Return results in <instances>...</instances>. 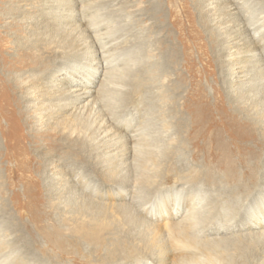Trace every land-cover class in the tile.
Masks as SVG:
<instances>
[{
	"label": "rangeland",
	"instance_id": "rangeland-1",
	"mask_svg": "<svg viewBox=\"0 0 264 264\" xmlns=\"http://www.w3.org/2000/svg\"><path fill=\"white\" fill-rule=\"evenodd\" d=\"M263 10L264 0H0V243L8 244L0 263L161 264L165 256L164 262L172 264L171 249L177 245L168 225L174 220L166 212L156 218L151 211L164 201L173 208L172 199L182 188L200 211V222L206 224L208 213L217 209V216L235 229L199 237L219 242L213 258L201 256L202 264H264V237L257 239L264 226L246 224L250 213L252 223L264 220V149L254 179L244 178L242 167L237 171L241 182L206 172L214 159L223 165L220 157L210 156L207 137L220 133L228 139L233 128L248 137H264L261 129L249 125H264V81L256 82L251 92H244L247 85L235 89L229 83V42L236 33L260 25ZM67 14L76 15V21L65 24ZM85 20L92 31H86ZM229 25L231 30L224 29ZM249 31L241 34L245 41ZM101 46L110 62L105 108L82 113L91 129L77 132L97 144L105 109L146 118L156 157L142 184L139 162L131 158L127 167L115 170L116 178L109 177L105 160L88 164L84 149L67 146L60 124L64 116L53 123L44 113L47 101L57 103L71 77L82 79L76 63L97 66L90 58ZM241 48L240 59L256 70L258 60L253 58L260 51L246 52L249 43ZM102 78L103 72L96 88ZM34 96L43 100L38 107L31 102ZM182 117L186 124L177 132L175 122ZM195 122L201 132L193 134ZM57 176L63 183L59 188ZM144 203L145 212L140 208Z\"/></svg>",
	"mask_w": 264,
	"mask_h": 264
},
{
	"label": "bare ground",
	"instance_id": "bare-ground-1",
	"mask_svg": "<svg viewBox=\"0 0 264 264\" xmlns=\"http://www.w3.org/2000/svg\"><path fill=\"white\" fill-rule=\"evenodd\" d=\"M236 1H238V0H236ZM51 10H52V8H51ZM258 12L259 11H257V13ZM231 13H233V12H231ZM260 14L263 15V13H261V12H260ZM80 15H81V12H80ZM218 15H220V14H218ZM250 15H251V13H250ZM75 16L76 15H73V14H67V15H65V17L63 18V20L66 22L65 24L73 23L74 21H76L77 16L76 17ZM262 18L264 19V16H262L260 18L261 19L260 22H262V23L260 25H258V26L256 25V27H253V29H250L251 32L249 31V29H247V31L246 30H243V31H240L239 30L240 31L239 33H236V31L238 29L233 30V32H235L236 34H235V36L233 35L234 38L232 37L233 38L232 41L229 42V45H230V48H229L230 49L229 50V56H230L229 61L231 63V66H230V69H229V71H230V82L229 83H230V86L232 88H235V89H242L243 88L244 89L246 87V85H247V86H249V88L248 89H245L244 92H251L252 90H256L255 89V86H256L255 83L256 82H260V81L263 82L264 81V56H263L264 55L263 54L264 53V20ZM79 19H80V17H79ZM214 20H216V19H214ZM220 20H222V19L220 18ZM84 22L88 23L86 20ZM230 24H232V23H230ZM54 25H56V24H54ZM234 25H235V23H234ZM86 28H85L86 31H88L89 29H91L90 28V24ZM224 29L231 30L230 25L229 26H226ZM91 31H92V29H91ZM248 31H249V34H248L249 37H247V39L245 41L244 40V37L241 34L243 32H248ZM256 33H260V36L257 39H256V36H255ZM224 34H226V33H224ZM39 36H42V35H39ZM96 38L97 39L100 38L102 42L104 41L103 40V37H101L100 35H98V37H96ZM96 38L94 37L93 39H96ZM104 39H106V38H104ZM225 40H226V38H225ZM97 42H98V40H97ZM248 43L250 44L251 48H249L248 51H246V52H252V50L253 51L254 50L260 51L259 52L260 57L258 58L256 56L257 59H254L255 58L254 57V53L251 54V56L254 57L253 60H258V63H257L258 66H257L256 70H253V67H250V66L249 67L251 69H248V65H246L248 62L246 63V62H244L243 59H240V55H241L240 48L241 47L244 48V45L245 44H248ZM172 44H173V42H172ZM106 50L107 49H106L105 46H101V47H99V50H97V51L94 50L95 51V54H96L95 57L94 56L91 57L90 55H88V56L91 57L90 58L91 61L95 62L94 64L97 65L96 67L90 66V65L88 67H86L87 65L84 66V65H82L83 63L82 64H79L80 62L78 64L76 63L74 65L75 66V70L77 71V73L80 76H82L81 77L82 79L81 80H78L76 78H72L71 77L68 80L69 83H70V86L66 87L65 90H64V88L62 90H60V91H62V93H60L61 95H60L59 101L57 103H53V102L50 103V101H47L49 103L46 105L47 109H46V112H44V113L47 115L48 121L49 122L52 121L53 123H58L57 122L58 119L59 118H62V116H64L61 119L60 124H61V128H62V130L64 132L65 138L67 140H69L67 142V146L68 147H71V148L76 147L78 150L81 149V151H82V149H84L85 155H83V157H84L83 159L85 160L86 163H88V162L89 163H93L94 160H96L98 162H102L103 160H105L106 164H105V162L103 164L104 165H107V167L104 170L106 171V175H108L109 177L116 178L115 177V170L122 169V168L127 167L130 164V159L131 158L133 160H135L136 162H139V166L142 168V174H141V177H140V183L142 184V182L144 183V181H142V179L143 180L147 179V177L145 175L146 174L145 173L146 169H148L149 164L156 157V151L153 149V144L154 143L152 144L153 139H152V136L150 135V132H149L147 126H146V118H145V120H144V118H142V121H140L139 118H136L131 113L130 114H126L125 116H122V115L121 116H118L116 114L113 115L112 113H114V112H111V111L108 112L105 109V111H104L105 112L104 113V116L105 117H102L101 124H99L98 125L99 127L96 129L97 132H98L97 133L98 134V139L97 140L95 139L97 141V144H95V141L92 142V140H91V138L89 136L87 137L88 134L85 135V137H82L79 134V131L81 133L82 132L88 133L87 130H90L91 129L90 126L92 124L91 122H89V118H87V117L85 118V116H81L82 113H86V114L88 112L92 113L99 106L102 107V108H105L104 102H103V99L102 98H103V95H105V92L106 91H104L103 87H104L105 83L108 81L107 80L108 77L106 75V73H107V71H106L107 70V67H110V62L107 61L109 57L107 58ZM173 51H174V49H173ZM71 54H72V52H71ZM189 54H191V53H189ZM51 59H53V58H51ZM74 59H75V57H74ZM226 59H227V57H226ZM109 60H111V59H109ZM85 61H86V58H85ZM169 61H171V60H169ZM250 63H251V61H250ZM85 71L87 73L84 74ZM240 71L243 74H242L241 78L237 79L236 78L237 77V74ZM81 72H83V73L81 74ZM101 72L104 73V78H102V81H101L100 86L98 88H96V84L100 80V79H98V75H100ZM144 72H146V71H144ZM255 74L257 76V81H255ZM32 77L35 78L34 76H32ZM37 85H38V83H37ZM262 86H264V85H262ZM33 87H34V85H33ZM42 101L43 100H41L39 96H34L33 97V100L31 102H32L33 106H35V107L37 106L38 107L41 104L40 102H42ZM149 101H150V99H149ZM257 101H259V100H257ZM147 102L148 101L146 100V103ZM41 107H43V105ZM143 111H144V115H145L144 117H146V115L148 113L144 109H143ZM90 113H89V115H90ZM39 116L41 117V115H39ZM233 116H234V114H233ZM40 117H39V119H40ZM228 117H229V115H228ZM79 119H80V121H79ZM181 119H183V117ZM73 121H74V123H73ZM132 124L133 125L134 124H138V126L136 125L137 127H134L133 128V132L132 133L126 134V130H128V128L130 126H132ZM140 124H142V126ZM143 124H145V126H143ZM175 124H176V130H177V132H180V131H183V128L185 127L186 122H185L184 119L183 120H180V118H179V120H177L175 122ZM116 125H118V126H116ZM249 125H250V127H254V128L256 127V128L261 129L262 130L261 132L264 133V125H260L259 126V125H256L253 122L250 123ZM200 128L201 127H200L199 122H195V125L193 126V130L190 131V132H193V134H195L196 132L199 133V132H201L200 131ZM77 129H80V130L77 132ZM196 129H197V131H196ZM187 130H189V129H187ZM248 131H250V130H248ZM227 133H228V136H229V138H228L229 140L227 139V137H225V135L223 136L220 133H218V134H216L214 136H210V137H207L208 136V134H207L206 137L209 138V139H207V138L206 139L210 142V148H209L210 149V156L212 155L215 158L216 157L217 158L220 157V161L223 162V165L222 164L220 165L219 163H217V160L214 159L212 164L209 165V163H208L209 166L206 168V172L216 171V172H219L220 174L221 173L222 174L224 173L225 175H223V176H225V178L227 180H229V181H235V182H241V181H243V179H241V178L239 179L238 178L237 171H238V168L240 169V167H242V169H243L242 176L244 178L249 177L250 179L251 178L254 179V175H255L254 173H256L255 172V169H256V166H257V163H258V160L257 159H258L259 155L262 154V151L264 149L263 148L264 147V137L263 138H258L256 135L249 136L248 137L247 135H245L246 133L242 129H240V128L239 129L238 128L237 129H235V128L230 129ZM243 135H244V137H243ZM176 136H178V135H176ZM198 136H199V134H198ZM188 137H190V136H188ZM200 137H201V135H200ZM207 140H206V142L208 143ZM188 141H190V140H188ZM249 141L254 142L255 143L254 146H251L249 144ZM77 145H79V146L77 147ZM205 145L207 146V144H205ZM87 146L88 147L93 146L92 147L93 149H91V150L90 149H86ZM176 150H177V148H176ZM175 153H176L175 152V149H172L171 150V154L174 155ZM199 154H201V153H199ZM210 160H209V162H210ZM88 164H86V165H88ZM222 167H224V168H222ZM63 175H64V173H63ZM59 180H61V177L58 178V176H57L56 177V181L54 182L55 186L58 187V188L63 185L62 181L59 182ZM208 180H210V179H208ZM263 181H264V179H263ZM82 183L83 182H81V180H80L78 182V185L80 187H82L86 182L84 184H82ZM183 183H185V182L178 181V183H176V184H179L180 185V184H183ZM128 184H130V183H128ZM179 185H177V186H179ZM84 189H86V188H84ZM182 193H183V189L181 188L180 191L174 195V197L172 199L173 200V208L172 207L170 208V204H168V203H166L164 201V202H162V203L159 204V206L157 207V209L154 210L155 212L151 211V215H153L156 218H160L161 215L166 212L167 217L169 219L174 220V221H172V223H170L168 225V228L171 231V232L169 231V237L174 241V245L175 244L177 245L175 248H172L171 249V252L173 254H175L174 260H173V263L172 264H202V262L200 261L201 256L204 255L207 258H213V254H215L214 246L215 245L217 246V244L219 242L218 243L215 242V241H218L216 239H203V238H199V237L201 235H204V234L209 236L210 235L209 233H212V232L213 233H216V234L232 233V232L235 231V229L232 226H229L228 225V222H227L226 219L220 218L221 216H217V211H218L217 209L215 211L213 210V211H210L208 213V216L206 217L207 218V223L206 224H204L203 222H200V220L197 218V217L200 216L199 215L200 214V211L198 209H196L197 207H195V204L193 203L192 198L186 199L184 197L185 195L182 194ZM213 198H212L213 200L218 201V198H219L218 194H215ZM146 203H144V204H142V206H140L141 210H143L144 212H145L146 209H147V211L149 210L148 209V206H146ZM149 204H150V202H149ZM151 206H152V204H151ZM253 215L254 214H252V213H250L248 215L249 221L246 224H249L250 227L255 226V228L256 227H258V228L263 227L264 226V220L259 221L257 223H252L250 221V219L253 218ZM263 215H264V207H263ZM198 228H201V229L197 230ZM262 236L264 237V231H261V233H259V237L257 239L263 238ZM250 241H253V239H250ZM6 248H8V244H4V243L1 242L0 243V253L3 251V249H6ZM160 253H162L161 250H160ZM161 257L162 256H160L159 258H161ZM214 259H216V258H214ZM165 260H166V257L164 256L163 263H161V264H168V263L164 262ZM2 263H0V264H2ZM209 264H210V262H209Z\"/></svg>",
	"mask_w": 264,
	"mask_h": 264
}]
</instances>
